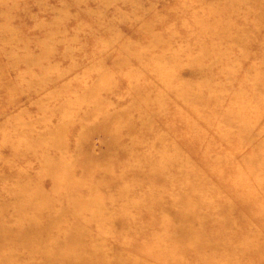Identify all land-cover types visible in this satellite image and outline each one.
<instances>
[{"label": "rangeland", "instance_id": "obj_1", "mask_svg": "<svg viewBox=\"0 0 264 264\" xmlns=\"http://www.w3.org/2000/svg\"><path fill=\"white\" fill-rule=\"evenodd\" d=\"M117 137L129 144L122 154L109 145ZM174 152L201 177L194 184L210 185L206 202L231 209L240 228L232 245L256 237L259 253L231 260L260 262L264 0H0V223L13 228L19 198L30 200L21 226L49 228L35 264H47L57 236L75 227L88 238L68 251L84 250L83 261L73 257L84 264H204L207 255L180 259L174 249L162 210L180 196L176 187L105 188L136 168L131 156L153 173L146 159ZM97 232L113 237V257L92 249ZM20 258L13 264L34 261Z\"/></svg>", "mask_w": 264, "mask_h": 264}, {"label": "bare ground", "instance_id": "obj_2", "mask_svg": "<svg viewBox=\"0 0 264 264\" xmlns=\"http://www.w3.org/2000/svg\"><path fill=\"white\" fill-rule=\"evenodd\" d=\"M251 7H253V5H251ZM249 13L250 11L248 12V14ZM261 19L262 17H258L257 20L260 21ZM32 59H30V61H32ZM104 90L109 91L107 90V88H105ZM98 92L103 95L102 90ZM254 95L256 97H259V95H261L260 90L256 88L254 90ZM236 121L237 123L240 122L238 119H236ZM124 125L128 127V130L132 129V125L130 122L127 121L124 123ZM244 125L245 124H243V127ZM227 127L229 130L235 128L234 124L228 122ZM61 128V126L58 127V130H61ZM246 128H248L247 125ZM21 130L23 136H27L30 133V127H24V130ZM246 131L244 130V141H246L247 143H252L254 141V138L250 131ZM109 145L114 148L116 147L118 150H121L120 154L123 153L122 150H126L129 146L126 141L123 142V140L119 139L118 137L117 139L113 138L112 143ZM134 147L135 146H131L128 151L135 152L133 151L135 150ZM128 151L126 152V155ZM138 161L140 162L139 164H137ZM141 161L142 160L139 159L135 160V157L131 156L129 164L131 166L137 164L136 168H131L130 172H126L125 170L121 171L119 177L116 176V180L112 179L111 181H109L105 188L108 191L114 190L120 194L127 191H131L135 194L150 192L151 187L154 186V184L157 186L158 190L164 188L165 191H168L170 186L173 187H170V189L172 190L174 189V187H176L180 196L177 198V200L171 201L168 208L162 211L167 212V214L171 216L172 222H167V224L172 223L174 225L176 238L173 246L176 250L178 258L197 259L200 257L201 253H203L205 254V256L207 255V258H204V264H220L218 261L221 260L223 264H235L236 261L231 260V258L234 256L237 259L239 257L243 259L251 254H257L260 252L257 248L258 246H256L257 239L255 236H249L248 238L241 239L242 244H239L238 246L232 245L231 242L236 236L235 234L234 236L231 235L234 232L240 231V228L236 225L233 226V221L231 220V209L227 206H224L223 204L220 205L219 203H209L208 201L206 202L205 199L209 198L208 196L212 194H209V190L207 189L208 187H210V185L205 182L203 183V185H197L201 180V177L196 174L189 175V169L191 170V168L189 166V163L184 158H182L181 155L174 152L171 157L166 156L163 158L160 157L158 159L157 156H153L149 157V159L147 158L146 161L144 160V164H146L150 168V170L152 168L157 169V171L153 173H151L149 170L147 172L144 171L143 161ZM129 164L127 162V165ZM54 167L55 166L50 167V173L54 172ZM169 175H174L173 183L169 181ZM188 176L190 177V180H188ZM128 177L132 178L131 180H129V183H127L126 181ZM195 180V183L197 184H194L193 181ZM123 182H125V184L122 185L121 183ZM194 185L196 187H193ZM21 194L22 192L20 193V195ZM144 195L146 197L148 196L146 194ZM13 198L14 202L18 203L17 193L16 197ZM196 199H199L201 201L198 202L196 201ZM18 204L19 208H17L16 212L12 214V223L14 227L10 228L5 224L0 223V264L17 263V260H21V256L28 259L32 258L34 260L29 262L28 264H35L36 262H38V256L40 255L39 249L41 248L40 236L44 232L49 230L47 226L31 228L30 225H28L22 227L21 223L25 220H27V222H29L30 224V212L29 210H27L30 207V200L23 201L19 198ZM97 206H99V204ZM215 218H219V221H216ZM53 222L54 220H50L49 224L53 225ZM149 223H153V221H150ZM75 228L77 230H67L66 232H63L57 236L53 246L48 250L49 253L46 254V257L44 256V260L47 264H84V262L81 263L80 260L73 258L81 257V261H83V257L81 255H83L84 250L78 249V251H68V247L70 245H74L77 248L83 246L84 241L88 238L83 235L82 232H84V230L82 227ZM106 238H108L107 235L99 234L98 232L96 233V235L90 238L93 241L91 247L92 249H94V252L98 254L100 259V256L105 257V254L106 257H110L111 255L113 257L114 251L120 250L114 247L109 248L108 245H111L114 240L113 237H109L111 239L110 241H104ZM162 241V239L158 240L159 243ZM11 249H18L19 251H11ZM105 250L111 251L107 252ZM135 258L141 261L143 260L141 259L142 257L136 256ZM208 258H211L210 261ZM214 258L218 261H216ZM211 260L215 261L213 262ZM257 264H264V256L262 260H260V262H258Z\"/></svg>", "mask_w": 264, "mask_h": 264}]
</instances>
